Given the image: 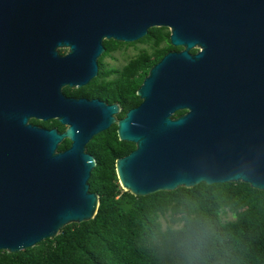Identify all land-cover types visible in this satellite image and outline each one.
<instances>
[{"label": "water", "instance_id": "water-1", "mask_svg": "<svg viewBox=\"0 0 264 264\" xmlns=\"http://www.w3.org/2000/svg\"><path fill=\"white\" fill-rule=\"evenodd\" d=\"M153 28L183 50L151 68L125 118L117 104L63 93L97 77L105 41ZM114 125L136 146L116 162L136 197L239 182L264 191V0H0V251L95 218L87 146Z\"/></svg>", "mask_w": 264, "mask_h": 264}, {"label": "trees", "instance_id": "trees-1", "mask_svg": "<svg viewBox=\"0 0 264 264\" xmlns=\"http://www.w3.org/2000/svg\"><path fill=\"white\" fill-rule=\"evenodd\" d=\"M170 36L167 28H153L132 44L105 41L107 53L118 45L148 46L109 87L126 108L122 114L141 103L137 93L151 68L168 52L182 50ZM31 122L65 130L58 121ZM117 128L87 146L97 161L89 181L100 198L95 218L23 252L0 251V264H264V191L239 182L136 197L123 190L116 171L117 160L135 145L120 141ZM70 147L65 140L59 150ZM229 214L234 220L225 219Z\"/></svg>", "mask_w": 264, "mask_h": 264}, {"label": "flooded vegetation", "instance_id": "flooded-vegetation-1", "mask_svg": "<svg viewBox=\"0 0 264 264\" xmlns=\"http://www.w3.org/2000/svg\"><path fill=\"white\" fill-rule=\"evenodd\" d=\"M119 43H121V42H119ZM121 44H132V43H121ZM130 47H134V46L118 45V46H116L115 50L112 51L111 53H107V48H106V52L99 59V73H98L97 77H95L90 83H88L87 85H85L83 87H64L63 93L69 98L84 99V100H88V101L98 100L101 102H105L108 105L117 104L120 107V113L115 116L116 119L121 120V119L125 118L126 114L130 110L137 108L142 103V101L138 106L133 107V108L127 110L124 114H122L126 108H125V106L121 105V101H119V99L114 100V97L116 96V92L114 93L113 91H111L109 87L113 83L117 82V80L120 76L119 72L124 67H126L132 59L135 58L134 56L128 57V59H126L124 57V54H125L124 50L126 48H130ZM182 50H183V48H182ZM182 50H180V51H182ZM198 51H199L198 49H194L191 51V53L196 54V53H198ZM61 54H63V55L67 54V50H65L64 52L61 51ZM117 55L123 56L122 61L125 62V64L123 66L117 67L115 65L106 63L107 59H112L113 61H118V58L116 57ZM178 113H176V115H174V118H177V117L185 114L186 111H182V112H178ZM32 120L38 121V120H42V119H38V120L32 119ZM51 120L57 121L58 119H51ZM39 122H42V121H39ZM49 122H51V121H49ZM43 123H46V122H43ZM35 125H37V124H35ZM39 126H41V125H39ZM54 128H56V127H54ZM47 129H53V128H47ZM65 130H66V127H65ZM64 131H60V132H64ZM135 148H136V146H135Z\"/></svg>", "mask_w": 264, "mask_h": 264}, {"label": "rangeland", "instance_id": "rangeland-1", "mask_svg": "<svg viewBox=\"0 0 264 264\" xmlns=\"http://www.w3.org/2000/svg\"><path fill=\"white\" fill-rule=\"evenodd\" d=\"M147 48H148V46L147 45H143V44H139L136 47L126 48L124 50V52H125L124 57L126 59H128V57H132V56L136 57L140 53L141 50L147 49ZM64 51L65 50H62V52H64ZM116 57L118 58V61H113L112 59H107L106 63L115 65L117 67L123 66L125 64V62L122 61V57L123 56L117 55ZM225 219L226 220H234V217L231 214H229L228 216H226ZM162 223L164 225V228H166L168 226V222L165 221L164 219H162Z\"/></svg>", "mask_w": 264, "mask_h": 264}]
</instances>
